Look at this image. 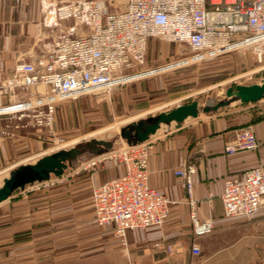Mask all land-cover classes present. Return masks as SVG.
Here are the masks:
<instances>
[{
  "label": "crops",
  "instance_id": "crops-1",
  "mask_svg": "<svg viewBox=\"0 0 264 264\" xmlns=\"http://www.w3.org/2000/svg\"><path fill=\"white\" fill-rule=\"evenodd\" d=\"M60 1L0 0L2 77H8L19 61H35L55 37L74 28L71 21L54 16ZM234 106L207 117H188L180 126L163 123L148 137V184L169 201L162 225L129 230L127 246L122 248L111 225L94 222L92 189L120 175L119 165L82 172L66 184L49 178L26 185L0 202V264H64L65 253L81 250L88 254L87 264H264V204L250 219L222 217L224 181L239 178L251 168L264 169V101L238 100ZM242 126L252 128L257 147L225 152V145ZM34 136L32 131L12 129L0 139V174L45 154L36 153L40 141ZM187 162L196 167L192 175L196 217L214 221L212 231L198 236L192 231L181 178L174 173ZM65 223L77 227L82 223L83 236L80 230L65 234ZM192 245L199 248L198 255L192 253Z\"/></svg>",
  "mask_w": 264,
  "mask_h": 264
},
{
  "label": "built area",
  "instance_id": "built-area-1",
  "mask_svg": "<svg viewBox=\"0 0 264 264\" xmlns=\"http://www.w3.org/2000/svg\"><path fill=\"white\" fill-rule=\"evenodd\" d=\"M53 13L74 28L55 37L35 61H19L8 77L0 75V139L12 129H51L57 103L132 81L124 79L141 72L136 67L145 61L152 38L186 48L182 59L189 63L242 48L264 64V0H125L118 11L109 10L105 0H61ZM256 147L252 128L242 126L224 150ZM149 153L147 140L100 153L123 172L92 189L94 222L111 225L122 248L129 230L160 226L169 214L167 197L148 184ZM195 171V164L187 162L174 173L181 178L192 231L198 236L212 231L214 221L196 217ZM220 198L223 218H252L264 204V169L227 178ZM191 251L200 252L196 245Z\"/></svg>",
  "mask_w": 264,
  "mask_h": 264
},
{
  "label": "rangeland",
  "instance_id": "rangeland-1",
  "mask_svg": "<svg viewBox=\"0 0 264 264\" xmlns=\"http://www.w3.org/2000/svg\"><path fill=\"white\" fill-rule=\"evenodd\" d=\"M105 1L111 11L122 9L125 2ZM187 55L188 51L183 46L152 38L145 61L136 67L141 73L137 72L126 78L132 81L57 103L51 129L32 126L23 128L36 133L33 139L40 141L35 150L37 154H49L56 148L79 147L82 150L80 156L67 162V168L60 175H51L50 179L61 180L66 184L82 172L93 173L100 167L113 166L109 158L100 157V153L86 149L91 139L111 140L112 148L103 150L104 153H109L124 143L135 140L133 122L153 121L159 112L192 100L198 102L197 118L222 113L233 109L235 102L239 100L236 96H228L227 88L260 83L264 79V64L258 63L248 49L240 48L192 63L182 59ZM141 76L144 77L138 78ZM260 100L264 101V96ZM162 127L170 129L166 124ZM125 130L129 132L128 138L124 137ZM39 157L41 156L27 162L33 163ZM92 159L96 161L95 164L87 167ZM8 174L9 172L0 174V185L2 177H7ZM85 201L88 202L89 198L86 197ZM70 226L65 223V234L80 230V237L83 236L82 223L79 227ZM80 243L82 245L86 242ZM87 256L82 250L80 253H65L62 261L64 264H87Z\"/></svg>",
  "mask_w": 264,
  "mask_h": 264
},
{
  "label": "water",
  "instance_id": "water-1",
  "mask_svg": "<svg viewBox=\"0 0 264 264\" xmlns=\"http://www.w3.org/2000/svg\"><path fill=\"white\" fill-rule=\"evenodd\" d=\"M226 94L228 96H236L242 103L258 101L264 96V79L260 83L236 85L234 88L229 87L226 90ZM197 116L198 102L192 100L188 103L177 105L168 111L159 112L153 121L133 122L135 130V140L133 142L147 140L163 123L175 122L176 126H180L188 117L196 118ZM124 137H129L128 130H125ZM112 146L113 142L111 140L91 139L86 149L99 154L104 149L112 148ZM81 154L82 150L79 147L58 149L49 154H43L33 163L17 166L2 181L0 202L8 199L14 191L23 189L26 185L46 181L51 175H60L67 168V162L75 160Z\"/></svg>",
  "mask_w": 264,
  "mask_h": 264
},
{
  "label": "bare ground",
  "instance_id": "bare-ground-1",
  "mask_svg": "<svg viewBox=\"0 0 264 264\" xmlns=\"http://www.w3.org/2000/svg\"><path fill=\"white\" fill-rule=\"evenodd\" d=\"M120 10H121V9H120ZM138 73H141V72H138ZM135 74H136V73H135ZM124 80H130V79H126V78H125ZM58 149H62V148H56V149H54V150H52V151H55V150H58ZM52 151H51V152H52Z\"/></svg>",
  "mask_w": 264,
  "mask_h": 264
},
{
  "label": "flooded vegetation",
  "instance_id": "flooded-vegetation-1",
  "mask_svg": "<svg viewBox=\"0 0 264 264\" xmlns=\"http://www.w3.org/2000/svg\"><path fill=\"white\" fill-rule=\"evenodd\" d=\"M134 133H135V131H134Z\"/></svg>",
  "mask_w": 264,
  "mask_h": 264
}]
</instances>
